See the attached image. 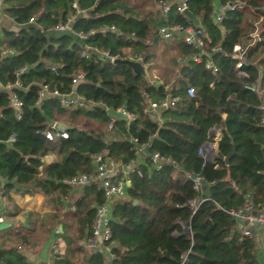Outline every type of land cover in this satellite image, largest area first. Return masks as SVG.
Returning <instances> with one entry per match:
<instances>
[{
    "label": "trees",
    "instance_id": "16d2710c",
    "mask_svg": "<svg viewBox=\"0 0 264 264\" xmlns=\"http://www.w3.org/2000/svg\"><path fill=\"white\" fill-rule=\"evenodd\" d=\"M69 3L1 0L2 14L16 29L3 28L0 36V48L14 51L0 56V84L10 85L0 88V217L14 224L0 229V264H30L23 252L35 255L45 244L50 264H75L79 255L83 264H259L254 238L239 234L228 211L245 200L254 209L264 206V0H218L234 5L218 24L214 0H185L199 27L175 11V0H77L81 12L69 28L53 30L72 14ZM246 14L261 18L259 39L246 36ZM173 24L199 28L202 44H186L181 32L159 36L158 27ZM90 30L84 38L75 34ZM234 44L244 48L238 68L244 75L234 68ZM103 51L140 58L147 80L111 63ZM206 61L214 71L204 67ZM79 71L82 78L72 84ZM15 80L20 86L12 85ZM254 82L259 93L245 87ZM41 85L72 92L82 104L62 107L51 93L37 101ZM9 92L21 102L18 118ZM171 96L177 97L173 105L159 111L160 120L152 119L148 102ZM119 106L132 115L130 121L106 114L105 108ZM51 123L69 125L66 137L46 140L43 131ZM211 128L220 135L207 161L197 149L210 140ZM140 145L143 162L130 165L125 195L110 205L109 237L102 245H109L111 255L86 249L79 242L89 235L103 192L95 181L72 187L62 179L92 172V155L104 150L103 160L128 165ZM152 153L168 161L155 164ZM45 155L51 161L43 162ZM194 175L201 178L197 190ZM67 202L73 210L63 211ZM59 238L66 243L63 254L55 251Z\"/></svg>",
    "mask_w": 264,
    "mask_h": 264
},
{
    "label": "built area",
    "instance_id": "2783aa9c",
    "mask_svg": "<svg viewBox=\"0 0 264 264\" xmlns=\"http://www.w3.org/2000/svg\"><path fill=\"white\" fill-rule=\"evenodd\" d=\"M70 8L72 9V14L67 17V19L64 22H59L55 24L52 29L57 31L66 30L69 28L68 23L78 13L81 12V9L77 5V0H70ZM162 10L166 11L168 6L167 3L162 1L161 2ZM234 5L225 4L220 5L218 4L217 7H213V21L218 24L221 21V18L224 14L225 9H231ZM186 8L185 0H176L174 9L177 13L182 14V10ZM32 19H29L30 22ZM109 29L112 30L113 27L109 26ZM256 29H253L251 33H248V37H250L251 40L259 39L258 35L255 33ZM159 36L162 38H170L174 33L181 32L183 41L186 44H191L193 46H200L202 44V31L197 28L193 29L191 27H181L177 24L173 25H163L158 27L157 30ZM93 31H88L86 33H75L76 36L84 38L88 35H91ZM95 51V49H92ZM244 48L241 47L240 44H234L232 46V54L231 57L236 59V62L234 64V68L237 70V75H244L242 71H240L238 68L242 62V56H243ZM14 51L9 48H0V56H9L12 55ZM102 57L106 58L108 61L111 62L114 56L108 55L107 52H99ZM87 54V48L83 49L81 51V55ZM194 61L199 60L198 55H194L192 58ZM204 67L206 69H210L211 71H214L215 68L211 64V62L206 61L204 64ZM49 69H53V66H50ZM22 69H19L15 72V75H17ZM82 73L79 71L73 75L71 78V83H76L79 79L82 78ZM13 86H20V82L18 80H15L12 84ZM9 88L10 85H1L0 88ZM245 87L251 91H254L256 93H259V89L257 88L256 83H251L248 85H245ZM186 94L189 97L193 96V88L191 86H188L185 90ZM51 93L52 95L58 96V101L60 106L62 107H75L76 105H81L82 102L80 101V98L76 95L69 93V94H61L56 92L55 90H52L49 92L46 85H41L39 89L37 90V101L41 97H43L45 94ZM9 102L13 109L15 110V117L18 118L19 114V108L21 105V102L17 98L14 92H9ZM177 100L176 96L166 97L158 102H149L147 110L153 112L152 116L154 120H159V111L162 108H166L169 106H172L173 103ZM261 109L264 110V108L261 106ZM115 110H119L122 112V114L125 117L126 121H130L132 119V115L128 112H126L122 107H117ZM260 124L264 127V113L262 114L260 118ZM111 126V123L108 124V128ZM211 128L210 130H212ZM54 136H58L61 138L66 137V132L63 129H59L54 127V123H51L44 131H43V137L46 140H51ZM6 141L10 144L14 141V134L11 133L7 137ZM134 141V139H133ZM213 141H207L205 142L201 147L197 149V152L203 157L204 160L209 161L213 155ZM145 149L143 145H140L136 148V150ZM136 151V152H137ZM106 151H102L101 154H95L92 155V163H93V171L92 172H79L71 177H66L62 179V182L70 185L72 187H78L83 184L89 183V182H97L99 187L101 188L104 196V202L97 205L95 207V212L91 221L90 231L89 235H87L83 240V246L86 249H98L103 248L105 252L110 256L109 253V245H102L103 241L107 240L109 237V231L107 229V224L109 222L110 218V205L113 200L121 199L125 195V179L122 177H116L115 174L118 171V169H122L124 167L122 163L112 160H103L102 156ZM151 160L158 164L161 161H168L167 159H164L160 156H158L157 153H152L150 155ZM261 157L264 161V145L262 147ZM172 163V162H170ZM157 166V165H156ZM201 178L198 175L192 176V187L193 189L197 190L201 183ZM188 204L193 207L195 205V199L188 200ZM68 209L73 210V206L69 205ZM228 214L231 215L233 218L237 220H241L248 223H255L257 225H264V206H261L258 209H254L251 205V202L249 200H245L242 206L236 210H229ZM0 222H3L2 217H0ZM240 235L247 236L249 235V232L240 227L237 228ZM264 263V260H263Z\"/></svg>",
    "mask_w": 264,
    "mask_h": 264
},
{
    "label": "crops",
    "instance_id": "0c3cea01",
    "mask_svg": "<svg viewBox=\"0 0 264 264\" xmlns=\"http://www.w3.org/2000/svg\"><path fill=\"white\" fill-rule=\"evenodd\" d=\"M213 6L214 7L218 6V0H214ZM1 9H2V5H1V0H0V36H1V29H3V28H5V29H16V25L12 22L11 19L7 18L4 14H2ZM144 67H146V65H144ZM153 78H157V77H154V74H153ZM219 135H220V131L218 128H213L212 130H209V132H208V136L210 138V141H213V143H214L213 153L215 151L216 141L218 140ZM145 155H146L145 149L138 150L136 152L135 158L128 164L129 166L125 165L124 167H122V169H120V168L118 169L119 175H117V174H115V175L118 177L120 176L121 178L123 177L125 179V187L128 186V185H126V183L128 182V180L126 179V174H127V172H129V167H131L130 165H137L139 163H142ZM51 159H52V156L45 155L42 158V161L43 162H49V161H51ZM36 202H37V199H36ZM69 205H71V204L69 202H67L66 207H63V211L68 210ZM2 219L4 222L7 223V226L8 225H14L11 221L4 218V216H2ZM58 225H60V230H61V224L58 223L56 226H58ZM240 227L246 229L249 232V235L254 238L255 247H256V257L258 259L259 264H264L263 263V260H264V225L261 226V225L255 224V223H248V222L238 220L237 228H240ZM60 230H58V231H60ZM59 241H61L62 243L57 245V248H59L61 250V251L59 250L58 252H59V254H63V252L65 250L64 244L66 245V243L63 239H60ZM79 243H81V245L83 244L82 241ZM47 248H48V244H45L40 248L38 253L35 255L28 252V251L23 252V254L26 256V258L30 262V264H50ZM75 259L77 260V262H75V264H79V262H81V264H83L81 255H79ZM106 262H107V264H109L108 261H106Z\"/></svg>",
    "mask_w": 264,
    "mask_h": 264
},
{
    "label": "water",
    "instance_id": "95a60500",
    "mask_svg": "<svg viewBox=\"0 0 264 264\" xmlns=\"http://www.w3.org/2000/svg\"><path fill=\"white\" fill-rule=\"evenodd\" d=\"M182 14L195 26L199 27L200 22L197 17H195L187 8H184L182 10ZM111 63H117V64H122L126 65L133 74H138L141 75L145 80H147V74H146V67H144L142 60L140 58L137 59H130V58H113L111 60ZM106 114L111 118V119H119V120H125L124 115L122 114L121 111L115 110L112 108H105ZM54 127L59 128V129H68L70 128L69 125H66L64 123H54ZM233 152V149L230 151L228 155H226L223 158V161L226 162L227 157ZM128 185V182L126 183ZM133 203H136V200H133ZM7 227L6 222H0V229ZM57 229L60 230V225L57 226Z\"/></svg>",
    "mask_w": 264,
    "mask_h": 264
},
{
    "label": "rangeland",
    "instance_id": "374dc122",
    "mask_svg": "<svg viewBox=\"0 0 264 264\" xmlns=\"http://www.w3.org/2000/svg\"><path fill=\"white\" fill-rule=\"evenodd\" d=\"M246 16V19H247V21L250 23V26H251V28L249 29V27H248V30H247V34H246V36L248 35V33H251L252 31H253V29H256L255 30V33L258 35V33H259V31L261 30V28H260V21H261V18H254V17H252V16H250V15H248V14H246L245 15ZM245 43H249L248 41H246ZM154 74V77H158V75L156 74V73H153ZM152 119H153V116H152ZM61 238H59V239H57V245H59L60 243H62L61 241H59ZM64 247H66V245L64 244ZM60 249L59 248H55V251L57 252V253H59L58 251H59ZM61 251V250H60Z\"/></svg>",
    "mask_w": 264,
    "mask_h": 264
}]
</instances>
